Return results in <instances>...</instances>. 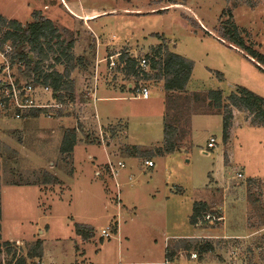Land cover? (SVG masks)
Here are the masks:
<instances>
[{"label": "rangeland", "instance_id": "rangeland-1", "mask_svg": "<svg viewBox=\"0 0 264 264\" xmlns=\"http://www.w3.org/2000/svg\"><path fill=\"white\" fill-rule=\"evenodd\" d=\"M96 1L97 5L119 11L103 16L99 20L102 28L97 22L94 24L97 29L103 31L107 28L121 38L113 51L127 53L125 49L132 48L131 43L138 38L143 39L147 46L133 54L153 57L159 44H166L169 49L168 39L171 38L177 45L176 49L190 55L195 63L192 86L204 87L197 92L204 101L195 97L190 104L191 110L217 111L206 94L210 88L220 87L222 91L230 92L239 84L264 96V71L242 50L235 49V45L231 47L221 42L216 30L227 17L224 10L230 7L241 35L255 48L264 51V0ZM44 2L0 0V11L8 18H13L15 14V19L25 23L32 19L33 10H49L44 8ZM168 3L170 9L156 10L159 5ZM61 15L62 11H59L55 23L63 39L62 47H66L71 39L78 42L82 41L81 37L88 36L83 32H90L85 20L74 18L75 21L70 22V18L68 20ZM185 16L193 18L198 25H192ZM51 43L54 50L41 64L48 67L54 64L61 70L62 66L50 60L60 54L55 41ZM27 56L35 61L38 59L31 50H27ZM83 56L80 65L69 73L73 83L71 100L74 104L70 105L71 109L44 107L36 116L29 113L16 116L12 108L0 104V228L4 232L0 241L8 240L10 243L1 246L2 264H13L41 235L40 258L43 263L73 261V247L80 255L84 250V241H95V234L104 236L103 227L112 228L114 222L110 218L117 217L119 211L116 204L121 200L126 206L121 210V220L126 218L123 230L132 234L128 242L129 260L139 264L137 261L144 258H160L163 239L182 230V222L195 199L207 206L196 225L202 227V235L180 237L169 243L166 249L170 254L169 264H180L181 254L189 264H264V126L253 124L251 113L233 106V139L229 135L226 142L222 140L220 113L199 117L192 128V139L189 132L190 111H187L175 114L179 127L176 151L160 155L157 152L159 146L134 148L127 137L124 118H104L106 115H95L94 109L90 108L92 99L88 87L94 80L95 62L89 53ZM99 68L96 87L101 80L104 82L107 74L105 64L100 62ZM218 71L222 72V76ZM24 72L27 73L28 69ZM111 73L113 81H109L125 89L129 82L133 86L138 79L124 72ZM159 79L150 77V82L149 78H141L140 81L147 86H156ZM132 86V93L127 89L123 95H133ZM41 94L39 96L43 100L48 97ZM223 95L226 96L225 93ZM97 96L100 98V93L97 92ZM101 102L97 101L98 108ZM127 105L133 112L148 113L130 115L132 141L154 140L158 134L157 138L161 137V115H149L157 113L152 94L148 99L141 96L129 99ZM115 107L118 110L127 108L123 100H118ZM70 128L76 133L73 150L61 152L59 146L63 134ZM212 133L216 134L217 142L208 147L207 139ZM90 144L93 146H88ZM204 147L208 148V152H203ZM104 148L109 156L103 152ZM145 157L153 158L154 165H145ZM237 171L242 172L241 177L236 176ZM211 172L216 173V178ZM165 192L166 195L176 194L173 200L177 213L175 221L169 219L163 226L161 217L154 214L158 211L157 215H161ZM155 196L157 199H153ZM135 206L137 221L129 222V211L133 213ZM207 214L211 216L208 218ZM77 227L89 232L91 237L80 234L85 240L75 245L70 239H74ZM42 237H45L44 243ZM204 241L211 242L212 248L199 252L197 245H204ZM187 243H191L192 247L186 248ZM117 246V238L113 235L110 240L105 239L102 252L97 254L96 245L88 242L86 256L96 261L115 260Z\"/></svg>", "mask_w": 264, "mask_h": 264}, {"label": "trees", "instance_id": "trees-1", "mask_svg": "<svg viewBox=\"0 0 264 264\" xmlns=\"http://www.w3.org/2000/svg\"><path fill=\"white\" fill-rule=\"evenodd\" d=\"M233 4L235 5L236 3L234 2ZM224 12L227 17L216 27L218 33L217 38L231 47L235 45L238 49L244 52L246 57L252 60L261 70L264 71V51L255 48L252 42H248L243 35H241V29L233 19V13L230 7H227ZM185 17L192 25H198L193 18L188 16ZM0 34L2 41H11L15 48L14 56L17 59H23L25 61V69L29 70V67L31 66V60L27 56V50H31L37 55L38 59L33 65V70L37 76L43 78L44 82L49 83L52 86L53 95L56 98L63 99L65 94L71 96L73 83L72 79L69 78V73L73 66V56L71 53H68L71 47V41L67 43L66 47L61 46L63 39L61 38L58 27L51 19L45 17L41 10H33L32 19L25 23H22L15 18H8L0 13ZM52 41H55V44L60 48V54L62 56L65 55L66 57V65L61 71L55 67H52L49 71L44 70L41 64L42 60L48 57V53L54 50V44L51 43ZM59 56L56 57L55 61L60 59ZM123 56L125 57L126 73L132 72L139 76L134 69L135 58L128 57L127 54ZM148 58L149 70L142 73V79L144 80V78L147 79L150 77L162 78L163 86L168 90L166 91V111L163 118V141L162 145L157 148V152L163 154L164 152H171L177 148L179 127L176 115H179V113L185 114L186 111L179 112V107L188 104L183 101L172 99L174 92L169 90L183 89L185 87L192 71L193 61L178 52L168 49L166 44H159L154 50V56H148ZM81 61L82 59L80 62ZM151 70L152 72H150ZM218 74L219 76H222L221 71H218ZM59 90H63V93H59ZM206 94L211 105L217 109L216 112L222 114V140L224 142L229 139L233 106L251 113V121L253 124L264 126V96L254 92L248 87L239 84L235 85L234 89H232L226 96L223 95L221 88L207 89ZM39 110V107L32 108L28 113L30 116H36ZM169 110H171V112ZM75 140V129H68L63 134L59 150L61 152H71ZM133 146L134 148L139 149L136 145ZM206 208L207 206L205 202L194 201L192 213L189 216L190 222H197L198 219L201 218L202 211ZM77 233L87 236L90 235L89 232H83L80 227H77ZM3 244L9 245L10 243L8 240L0 241V256L2 252L1 246ZM185 247L191 248L192 244L187 243L185 244ZM210 248H212V244L209 241H204V245H197L199 252ZM7 249L10 250L9 247ZM41 256L42 240L37 238L27 250V253L18 256L13 264H35L37 262L36 258ZM165 256H170L167 251ZM0 264H2V261H0Z\"/></svg>", "mask_w": 264, "mask_h": 264}, {"label": "crops", "instance_id": "crops-1", "mask_svg": "<svg viewBox=\"0 0 264 264\" xmlns=\"http://www.w3.org/2000/svg\"><path fill=\"white\" fill-rule=\"evenodd\" d=\"M84 1L85 2H83V0H62V1L61 0H45L43 6H44V8H49V10H43L42 9V12H43V15L45 17H48L49 19H51L56 26H57V24L55 23V21H58V13H59V11H62V15H61L62 17L68 18V20L70 18V20H69L70 22H74L76 18L82 19L83 22L85 20V22H84L86 24L85 26H87V28L90 29V32L87 30L83 31L84 28L82 26V31L85 34H87L88 36L81 37L82 41H78V42H77V39H75L74 41H73V39H71L70 40L71 41V47H70L71 50L68 51L72 54V56L74 55L73 56L74 59H72L73 66L71 67V70H72V68H75L76 65H80V60L83 59V57H84L83 55L88 54V53L92 56V58H94V62H95V65H97L98 71L100 70L99 63L101 62V65L105 64V68L107 70L106 79L104 80V82H102L103 80L98 82L99 84H98V87H96L94 97L89 94L91 96V99H92L91 103H90V108L94 109L95 115H100V116L106 115L104 118H106V117H108V118H118V117L124 118L126 120L127 131H128L127 137L130 140L129 141L130 144L136 145L138 148H144V149H150L153 146H156V147L161 146L162 141H163V133L161 134V137L157 138V136L159 135L158 134L154 140L149 139V140H144V142H134L130 139V133H129V129H130V125H131V116L130 115H148V113L147 112H145V113L133 112L132 109H129V106L127 105L128 100L129 99H137V97L134 95H129V96L123 95L125 93V91H127V89H129V91H131L130 93H132V90H130L132 84L130 82L127 84V89H125L120 84H114L112 82L113 79H111V76H112L111 72H114V71H117V73H121V72L123 73L124 72L125 74H129L130 76H133L132 72L126 73V71H125L126 70V64H125V57L123 55L127 54L128 57H134V55H136V54H133L134 51L136 53L137 49H140L141 47L144 49V47H146L147 45L144 43L143 39L139 40L137 38L134 43H131V45H133L132 48L125 49L127 51V53H124L121 50L113 51L114 45H117L118 41L121 38L118 37L116 35V33H113L112 30L110 33V30L107 28L103 29V31L97 29L94 26V24L97 22L98 23L97 25L98 26L100 25L99 27L102 28L101 22H99V20L102 19L103 16H107L109 14H114V13H117L119 11H115V9L111 8V7L107 8L101 4L97 5L96 0H84ZM61 2H63V3H61ZM169 3H171V2H169ZM169 3L165 4V5H159L156 10L161 11V10L170 9ZM175 4H177V3H175ZM54 5H56V7ZM63 6L66 9L63 8ZM126 9H128V8H126ZM153 10H155V9H153ZM1 12L2 11H0V13ZM2 13H4V12H2ZM5 14L9 15L10 12H7V13L5 12ZM13 16L15 18L17 17V16H15V14ZM10 18H12V17H10ZM202 34L204 35V32ZM160 35L161 34H159V37H160ZM126 36L127 35H125V37ZM144 37H146V35H144ZM88 39L90 40L89 43L87 42ZM127 40H130V38H128ZM168 40H170V44H169L170 50L178 52V53L182 54L183 56H185V57H187L193 61L192 71H191L190 77L188 78V82L186 83L185 87L183 89L169 90V91L174 92V95H172V97H173L172 99H175L178 101H183L184 103H188L187 105L184 104L183 105L184 107L180 106L179 112L190 111L188 114L189 115V121H190L189 132H190V137L193 139L192 128H193L194 122L196 120H198L199 117L214 115V114H218L219 112H216V111L204 112V111L191 110L190 104H191V102L194 101L195 97L201 101H204L197 94V92H200V90H203L204 87H202V86L199 87V85H198V87L192 86L191 82H194L193 78L195 76L194 75V70H195L194 60L190 57V55L188 53L181 52L180 50L175 48L177 45L174 42V39L170 38ZM168 42L169 41H167L166 43L168 44ZM150 44H152V43H150ZM128 45L130 46V44H128ZM234 47H235V49H237L236 46H234ZM238 50L241 51L240 49H238ZM59 55H60L59 56L60 59L55 61V59H56L55 58L54 63L56 62L59 66H62V68H61V70H62L64 68V66L66 65V59H65L66 57H64L65 55L64 56H62L61 54H59ZM109 55H111L112 57ZM49 56H51L50 53H48V57ZM110 60L115 61L116 65L118 64V66L110 65L109 64ZM49 66L57 68L56 65H54V64L49 65ZM58 70L61 71L60 69H58ZM154 79H158V78L154 77ZM109 80H112V81H109ZM149 82H150V78H149ZM146 86H147V84H146ZM148 86L147 87L149 88V95L147 97H143V98L148 99V98H150V96L152 94V97L155 98L156 108H157V113L149 114V115H161L162 122H163L164 114L166 111V91H168V90H166L164 88L163 79H161V78L159 79V83L156 86H151V84H149ZM218 88H220V87H218ZM97 92H98V94L100 93V98L97 96ZM227 92L228 91H225L223 89V93H225L227 95L229 93V92L228 93ZM98 100L102 101L100 103L101 105L99 108H98V104H97ZM118 100H123V102L127 108H122L123 110L122 109H120V110L116 109L115 105H116V102ZM205 114H207V115H205ZM234 115L237 116V114H234ZM233 129H234V120H233L231 127H230V130H231L230 132H232V133H230V138L232 137V139H233V135H232ZM162 131H163V128H162ZM215 135H216L215 133L210 134L208 136L207 142L209 141V139L211 137H213L216 141ZM220 135H221V132H220ZM145 139H147V138H145ZM88 146H93V145L90 144ZM230 148H232L231 142H230ZM102 150L106 154V156H109L106 148H104ZM172 152H174V150L171 152H166L165 154L172 153ZM160 155H164V154H160ZM91 156H92V153H91ZM91 158H93V156ZM220 158H221V155H220ZM152 160H153V158H152ZM223 163H224V161H223ZM223 167H224V164H223ZM51 174H53V173H51ZM211 174L216 178V175H215L216 173L211 172ZM47 183H49V182H46V184ZM22 186L23 187L24 186L29 187V185H22ZM175 196H176V194L166 195V192H165V197L163 198V201H162L163 202L162 203V211H160L161 215L160 214L157 215L158 211H155L154 215L161 217L160 223L163 226L167 225L166 222L169 219H172V221L176 220L177 205L175 203V200H173V198ZM121 199H122V197H121ZM153 199H157V197L155 196ZM194 201H196V199ZM193 202H191L188 213H186L187 217H186L184 223L182 222V224H183L182 230L179 232H173L172 234L166 235L165 238L163 239L164 242H163V251H162L161 257L160 258H144L142 260L137 261L139 264H169L171 262L169 259L170 256L169 257L165 256L166 249H167V246L169 245V243H171L172 241H174L180 237L181 238H190V237L202 235L201 234L203 232L202 227L196 226L198 224L197 222L201 219H199L195 223H191L189 220V216L192 213ZM116 205L118 206L119 212H117V217H115L116 216L115 215V216H112L110 218V219H112L111 221L114 222V225L112 226L111 229H109L107 236L104 235V236L100 237L99 235L95 234L94 235L96 238L95 241H94V239H91V241H84L85 243L82 244V246H83L82 248L84 249V250H82V252H80L82 255L81 254L78 255V252L75 251L76 250L75 247H73L74 252L73 251L71 252L72 256H73V254L75 255V257L73 256L74 257L73 261H71L69 263H63V262L57 263L56 262L53 264H134V263H132L133 260H129V258L127 257L128 256L127 252H128V248H129L128 242H129V239L132 236V234L129 232V230L124 232L125 224H126V218H123V220H121L122 219L121 218V210L123 208H125L126 206L124 205L122 200L120 202H118V204H116ZM135 208H136V206L132 210L133 213H131L129 211V214H128L129 222L137 221V218H136L137 212H136ZM82 222H84L85 224H90L89 222H86V221H82ZM0 226H1V221H0ZM88 226H90V225H88ZM1 234H2V236H4L3 229L1 230V228H0V235ZM113 235L117 238V241H118V246H117V251H116L117 257L115 260L96 261V260H91L88 258V256H86V248L85 247L88 245V242H93L96 245V249H95L96 253L100 254L102 252V246H103V243L105 242V239L110 240ZM41 236H40V238H41ZM73 236H74L73 237L74 239H70V241L73 240V243L75 245H76V242H81V241L85 240L80 236V233H77L75 231H74ZM87 237L90 238L91 236L90 237L87 236ZM42 238H44L43 239V243H44L45 237H42ZM97 239L99 241H97ZM99 242H103L102 245H99ZM76 252H77V254H76ZM36 260H37V264H46V263L42 262V259L40 257L36 258ZM47 264H50V263H47ZM180 264H189L188 259L187 258L185 259L182 254L180 255Z\"/></svg>", "mask_w": 264, "mask_h": 264}, {"label": "built area", "instance_id": "built-area-1", "mask_svg": "<svg viewBox=\"0 0 264 264\" xmlns=\"http://www.w3.org/2000/svg\"><path fill=\"white\" fill-rule=\"evenodd\" d=\"M1 35V34H0ZM15 48L11 41L5 40L2 41L0 37V104H3L7 108H12L13 113L16 116H21L25 113H28L32 108H50L55 107L56 109H63L73 105L74 102L71 100L69 94H65L63 99L56 98L53 95L52 86L49 83L43 81L41 76H37L33 70L34 59L30 57L31 65L28 72H24L26 65L23 59H17L15 56ZM111 56V55H109ZM112 57V56H111ZM135 64L134 69L137 71L138 75L133 74L137 77L136 83L132 86L134 89V96L147 97L149 95V88L143 84L140 79L142 78V73L149 70V58L145 54L141 56L134 55ZM52 62V57L50 58ZM110 65H115V61L110 60ZM44 70H51L52 67L42 66ZM97 65L94 67V80L89 84L88 93L91 96H95L97 76H98ZM143 80V79H142ZM140 81V82H139ZM59 93H63V90H59ZM48 95L46 99H41L40 94ZM41 94V96H42ZM7 105V106H6ZM67 105V106H66ZM66 111V110H64ZM216 141L213 137L207 142L208 147H213ZM203 152H208V148H202ZM121 165L123 163L119 162ZM144 164L147 166H153L154 161L152 158L145 157ZM237 177L242 176L241 171H237ZM211 214H207L206 217H210ZM108 227L102 228V234L108 235ZM193 256L196 253H192Z\"/></svg>", "mask_w": 264, "mask_h": 264}]
</instances>
